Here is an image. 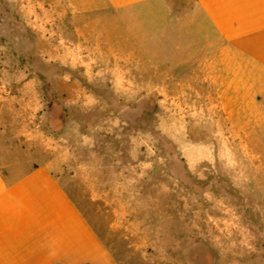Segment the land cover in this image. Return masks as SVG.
Masks as SVG:
<instances>
[{"label": "rangeland", "instance_id": "rangeland-1", "mask_svg": "<svg viewBox=\"0 0 264 264\" xmlns=\"http://www.w3.org/2000/svg\"><path fill=\"white\" fill-rule=\"evenodd\" d=\"M80 7L0 0L4 172L48 163L118 264H263L264 197L231 179L240 140L212 135L219 91L126 57Z\"/></svg>", "mask_w": 264, "mask_h": 264}, {"label": "crops", "instance_id": "crops-1", "mask_svg": "<svg viewBox=\"0 0 264 264\" xmlns=\"http://www.w3.org/2000/svg\"><path fill=\"white\" fill-rule=\"evenodd\" d=\"M64 6H81L90 30L111 18L105 26L112 38L103 41L128 44L126 57L136 51L150 65L219 91L215 105L224 114L214 121L225 125L212 135L240 140L247 167L242 158L240 176L233 168L231 179L264 197V0H64ZM114 56L123 57L116 50ZM0 264L118 263L45 163L22 175L0 166Z\"/></svg>", "mask_w": 264, "mask_h": 264}]
</instances>
